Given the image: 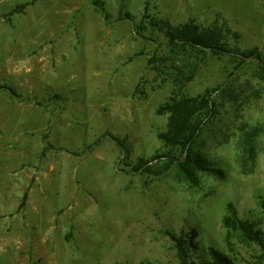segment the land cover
<instances>
[{
  "label": "rangeland",
  "instance_id": "1",
  "mask_svg": "<svg viewBox=\"0 0 264 264\" xmlns=\"http://www.w3.org/2000/svg\"><path fill=\"white\" fill-rule=\"evenodd\" d=\"M154 18L264 57V0H0V264H182L183 233L192 264H264L226 225L235 209L264 239V81L170 53ZM183 94L211 99L184 151L160 137Z\"/></svg>",
  "mask_w": 264,
  "mask_h": 264
},
{
  "label": "trees",
  "instance_id": "2",
  "mask_svg": "<svg viewBox=\"0 0 264 264\" xmlns=\"http://www.w3.org/2000/svg\"><path fill=\"white\" fill-rule=\"evenodd\" d=\"M93 4L96 9L103 13L105 18L109 17V13L104 4L98 2H94ZM27 5V3L19 5L11 13H20L24 11ZM151 26L165 32L170 53L177 51L183 54V52L189 50H196L205 55L208 51H211L217 54H229L231 56L242 57L243 63L252 60L256 64L254 76L264 81V57L261 52L258 49L243 51V49L233 50L232 48L226 47L228 43L226 36H224L226 35L225 33L239 35L226 25L225 30L222 28L216 30L208 27H200L199 25L189 23L172 26L169 20L157 22L154 18ZM163 108L170 113V127L167 132L161 133L160 137L169 146L182 149V151L189 150L195 143L204 118L211 112L210 95L191 96L189 94H183L171 98ZM169 158L177 160L181 165L184 164V161L178 158ZM226 225L230 229L238 231L248 240L258 243L264 250V239L261 237L260 231L250 221L242 219L235 209H233L232 215L227 217ZM173 239L182 259V264H192L189 261L190 255L186 235L184 233L180 236L173 235ZM212 264H229V262L224 255L214 252V262Z\"/></svg>",
  "mask_w": 264,
  "mask_h": 264
}]
</instances>
